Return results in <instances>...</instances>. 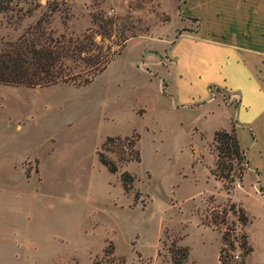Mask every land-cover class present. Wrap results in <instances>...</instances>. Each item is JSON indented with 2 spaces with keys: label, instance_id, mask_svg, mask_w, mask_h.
Masks as SVG:
<instances>
[{
  "label": "rangeland",
  "instance_id": "1",
  "mask_svg": "<svg viewBox=\"0 0 264 264\" xmlns=\"http://www.w3.org/2000/svg\"><path fill=\"white\" fill-rule=\"evenodd\" d=\"M46 1L58 10L48 14ZM177 1L38 0L30 17L0 14L3 41L42 15L52 30L76 35L95 29L94 15L110 18L113 34L101 44L112 51L120 29L133 34L86 86L0 85V264H172L171 246L187 248L186 264H220L224 231L229 264L242 260L241 235L251 249L244 264H264V195L256 193L264 191V134L236 128L233 107L212 115L199 108V94L212 87L196 81L190 65L177 80L166 73L161 51L169 46L161 41L181 32L174 30ZM169 51L173 60L187 53L181 45ZM258 76L264 92V66ZM174 84L195 97L190 106L170 105ZM221 129L236 134L248 166L228 191L210 174L212 136ZM115 137L118 145L101 148ZM127 139H135L138 163H118L114 150L126 156ZM123 173L133 179L128 192Z\"/></svg>",
  "mask_w": 264,
  "mask_h": 264
},
{
  "label": "trees",
  "instance_id": "2",
  "mask_svg": "<svg viewBox=\"0 0 264 264\" xmlns=\"http://www.w3.org/2000/svg\"><path fill=\"white\" fill-rule=\"evenodd\" d=\"M48 14L56 12L57 5L46 1L45 5ZM38 0H0V14H15L19 19L32 16V12L38 9ZM48 16L42 15L33 25L27 27L14 40H0V85L24 87L27 89L45 88L56 84H70L76 88L90 84L93 78L102 73L106 66L119 55L122 44L133 37L130 31L118 32L120 46L116 51L101 44L108 40L113 34V21L100 14L91 19L95 28L86 29L78 35L73 32L58 33L49 27ZM128 32V34H126ZM99 36V42L96 37ZM118 138H106L101 148L106 147L110 142L118 145ZM135 139H127V155L114 152L118 163L140 161L139 153L134 149ZM212 146L215 153V160L210 174L220 181L228 191L233 184L240 182L247 170V160L244 150L240 147L236 134L218 130L213 133ZM98 162L108 173L116 172V166L99 156ZM133 179L127 173L120 176L123 190L128 192L131 189ZM232 212L234 206L231 205ZM237 222L243 227L248 220L244 211L237 208L235 211ZM242 254V260L237 264H244L251 249L247 245L246 237L241 235L237 238ZM221 248L218 252V262L229 264V256L226 255V248H232V242L226 231L221 235ZM172 264H186L187 248L182 246H171L169 250Z\"/></svg>",
  "mask_w": 264,
  "mask_h": 264
},
{
  "label": "crops",
  "instance_id": "3",
  "mask_svg": "<svg viewBox=\"0 0 264 264\" xmlns=\"http://www.w3.org/2000/svg\"><path fill=\"white\" fill-rule=\"evenodd\" d=\"M175 19L174 30L181 32L161 41L169 46L161 51L169 62L166 73L173 70L177 80L178 71L181 74L190 65L195 80L212 87L210 93L199 94L204 100L199 108L212 115L220 107L225 114V108L233 107L236 128L252 127L254 135L264 134V92L258 76L264 66V0H178ZM179 45L187 53L183 58L174 55L173 60L169 50ZM158 62L152 60L153 65ZM160 81L164 92L166 84ZM171 92L172 107L178 103L186 108L195 99L190 93H179L175 84ZM230 93L238 96L236 104L224 103L222 96ZM256 193L264 195L261 188Z\"/></svg>",
  "mask_w": 264,
  "mask_h": 264
},
{
  "label": "built area",
  "instance_id": "4",
  "mask_svg": "<svg viewBox=\"0 0 264 264\" xmlns=\"http://www.w3.org/2000/svg\"><path fill=\"white\" fill-rule=\"evenodd\" d=\"M222 97H223L224 103L227 105H233L238 102V96L235 93H230Z\"/></svg>",
  "mask_w": 264,
  "mask_h": 264
}]
</instances>
